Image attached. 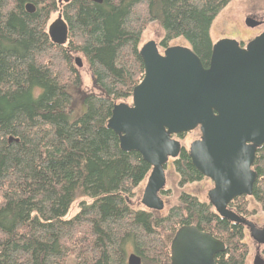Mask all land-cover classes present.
Listing matches in <instances>:
<instances>
[{
	"label": "trees",
	"instance_id": "16d2710c",
	"mask_svg": "<svg viewBox=\"0 0 264 264\" xmlns=\"http://www.w3.org/2000/svg\"><path fill=\"white\" fill-rule=\"evenodd\" d=\"M228 1L0 0V264H127L130 253L140 264H170V242L183 225L224 243L216 264H246V228L219 216L208 200L181 191L166 212L136 202L151 167L139 152L122 150L107 127L114 104L131 98L143 78L147 24L162 27V49L181 38L207 67L211 24ZM56 12L68 26L64 45L47 34ZM74 53L100 93L85 94V111L71 120L68 89L81 82ZM171 167L181 186L203 178L184 146ZM252 168L250 197L264 212V145ZM78 199V211L65 218ZM246 199L228 208L248 218Z\"/></svg>",
	"mask_w": 264,
	"mask_h": 264
},
{
	"label": "water",
	"instance_id": "95a60500",
	"mask_svg": "<svg viewBox=\"0 0 264 264\" xmlns=\"http://www.w3.org/2000/svg\"><path fill=\"white\" fill-rule=\"evenodd\" d=\"M58 5L71 0H56ZM102 2V0H92ZM28 12L33 11L27 4ZM245 24L254 26L251 18ZM52 43L67 42L68 26L60 12L48 24ZM144 74L131 92L130 103H115L107 121L124 151H137L150 165L141 204L164 208L158 192L164 188L165 166L176 158L180 140L174 135L199 129L188 156L193 167L213 186L207 200L222 218L246 226L249 237L264 245V226L228 208L240 195L251 196L257 173L252 169L258 148L264 145V23L259 34L243 46L236 39L213 43L208 66L188 46H167L162 52L149 40L140 46ZM76 67L82 65L74 57ZM224 243L195 225L179 227L170 242V264H216ZM135 253L127 264H140ZM253 264H264L256 254Z\"/></svg>",
	"mask_w": 264,
	"mask_h": 264
},
{
	"label": "rangeland",
	"instance_id": "374dc122",
	"mask_svg": "<svg viewBox=\"0 0 264 264\" xmlns=\"http://www.w3.org/2000/svg\"><path fill=\"white\" fill-rule=\"evenodd\" d=\"M56 15L57 12L52 14L49 23L56 17ZM253 16H259L264 19V0H229L213 18L210 28L212 41L216 42L219 39L228 38L236 39L243 44L247 43L251 38L259 34L263 28L262 26L249 27L245 24L246 18H252ZM163 34L164 31L158 22L152 21L148 23L142 34L140 46L145 42L152 40L157 43L159 51L162 52L163 49L159 46V41L163 37ZM169 46H186V42L181 38H177L171 40L169 42ZM73 55L74 57L81 58L82 65L77 67L81 78L79 86L68 89L73 97V110L70 115L71 120H75L85 111L86 107L82 100L85 94L100 93V90L97 88L92 79L84 57L79 53H74ZM125 102L130 103V98ZM199 137L200 132L198 129H195L191 132L185 133L183 138L180 139V143L188 150L190 143ZM165 177L166 184L164 188L168 191V193L161 196L165 201V206L162 212H166L169 207L177 203L178 194L181 191L190 192L198 196L201 200H207V191L213 186L212 182L207 178H203L202 180L193 183H186L182 186L179 185L178 175L174 172L171 164H168L165 167ZM146 179L135 189L136 202L141 200ZM79 202L80 200L78 199L72 203L65 214V218L72 217L78 211ZM246 204L251 213L247 219L252 221L257 227L264 226V212L261 210L259 204H257L250 196H247ZM246 240L248 243L246 264H253L256 254H259V256L264 260V246H258L249 237L248 231Z\"/></svg>",
	"mask_w": 264,
	"mask_h": 264
},
{
	"label": "flooded vegetation",
	"instance_id": "af4514ba",
	"mask_svg": "<svg viewBox=\"0 0 264 264\" xmlns=\"http://www.w3.org/2000/svg\"><path fill=\"white\" fill-rule=\"evenodd\" d=\"M251 22L252 23H254V27H259V26H262L263 27V23H264V19H262L261 17H259V16H253L252 18H251ZM242 44V46L244 45L243 43H241ZM198 129V128H197ZM199 130V129H198ZM177 136V135H176ZM177 139V138H176ZM178 140H180V139H178ZM173 160V158H169L168 159V164H171V161ZM168 164H166V165H168ZM166 167V166H165ZM253 169V168H252ZM203 178H207V177H205V176H203ZM202 178V179H203ZM201 179V180H202ZM207 179H209V178H207ZM210 180V179H209ZM211 181V180H210ZM212 182V181H211ZM165 184H166V182H165ZM213 184V183H212ZM165 187V186H164ZM164 190H166L165 188H163V189H161L159 192H158V195H159V197L162 199V195H164L162 192L164 191ZM240 196H245V197H247V195H240ZM163 200V199H162ZM163 202H164V206H165V201L163 200ZM242 216V215H241ZM245 228H246V226H244ZM246 230H247V228H246ZM248 231V230H247ZM249 235V234H248ZM258 246H264V245H258ZM263 251H264V249H263Z\"/></svg>",
	"mask_w": 264,
	"mask_h": 264
}]
</instances>
